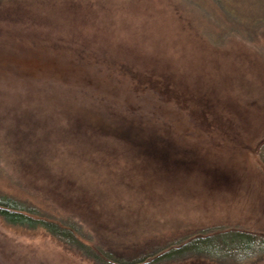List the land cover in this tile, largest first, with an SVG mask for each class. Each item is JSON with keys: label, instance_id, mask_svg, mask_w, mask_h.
<instances>
[{"label": "rangeland", "instance_id": "rangeland-1", "mask_svg": "<svg viewBox=\"0 0 264 264\" xmlns=\"http://www.w3.org/2000/svg\"><path fill=\"white\" fill-rule=\"evenodd\" d=\"M263 143L264 0H0L1 193L132 258L264 232ZM0 264L98 263L0 219Z\"/></svg>", "mask_w": 264, "mask_h": 264}, {"label": "trees", "instance_id": "trees-1", "mask_svg": "<svg viewBox=\"0 0 264 264\" xmlns=\"http://www.w3.org/2000/svg\"><path fill=\"white\" fill-rule=\"evenodd\" d=\"M258 153L264 166V143ZM0 219L11 226L40 230L98 264H161L195 257L240 264L264 254V232L217 226L192 232L151 252L127 258L95 242L93 235L72 218H55L32 204L1 192Z\"/></svg>", "mask_w": 264, "mask_h": 264}]
</instances>
